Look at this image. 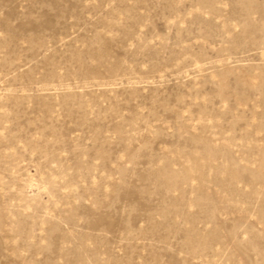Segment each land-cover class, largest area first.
I'll list each match as a JSON object with an SVG mask.
<instances>
[{"label": "rangeland", "instance_id": "1", "mask_svg": "<svg viewBox=\"0 0 264 264\" xmlns=\"http://www.w3.org/2000/svg\"><path fill=\"white\" fill-rule=\"evenodd\" d=\"M0 264H264V0H0Z\"/></svg>", "mask_w": 264, "mask_h": 264}]
</instances>
